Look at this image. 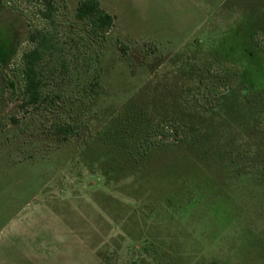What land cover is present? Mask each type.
Segmentation results:
<instances>
[{
    "label": "rangeland",
    "instance_id": "1",
    "mask_svg": "<svg viewBox=\"0 0 264 264\" xmlns=\"http://www.w3.org/2000/svg\"><path fill=\"white\" fill-rule=\"evenodd\" d=\"M54 1L71 59L79 0ZM35 2L0 0V264H130L147 237L176 264L202 254L264 264V0H98L114 21L94 76L116 113L84 121L86 109L68 104L77 135L64 142L48 133L52 114L19 109L26 36L48 27ZM38 71L46 91L77 74L50 58ZM171 115L206 141L203 153L198 143L143 161L142 134ZM197 175L207 188L184 199L178 178Z\"/></svg>",
    "mask_w": 264,
    "mask_h": 264
},
{
    "label": "trees",
    "instance_id": "2",
    "mask_svg": "<svg viewBox=\"0 0 264 264\" xmlns=\"http://www.w3.org/2000/svg\"><path fill=\"white\" fill-rule=\"evenodd\" d=\"M35 3L37 15L48 27L35 30L34 32L29 31L26 36L31 49L21 54L19 76L22 86L20 87L19 95L22 102L19 105V109L24 110L25 108L30 109L34 107L35 110L39 109L40 113L52 114L57 121L51 124V130H48V133L55 136L59 142H64L77 135L75 125L64 120V114L68 112V108H66L68 104L77 102V105L86 109L82 116L84 121L88 119L86 118L88 115L90 117L96 115L95 119L100 117V121H103L116 113L114 107L105 105L108 97L103 90L101 73L98 72L94 76L96 67V62L94 61L99 62L102 57V43L105 41V36L111 30L114 19L101 8L98 0H79L74 6L71 18L79 26H83V33L78 34L77 39H73L77 43L75 46L76 54L69 59L66 57L70 53L64 54L66 48L55 37V18L60 8L59 4L54 0H36ZM69 39L67 37L66 41ZM80 47L84 48L81 49ZM125 51V47L120 49L121 54L127 56ZM226 55L228 57V53ZM80 57H82L81 64H79ZM48 58L60 61V67L65 75L70 72L69 68L77 73L67 75V84H64L65 86H62L60 89L46 91L42 85V77L39 75L38 68ZM146 75L144 74L143 77H148ZM8 84L12 90L9 100H12L15 96V85L13 82ZM209 93L214 96L219 94L212 89H206L202 92L201 96L207 98L210 95ZM114 105L120 107L121 104L114 103ZM62 112L64 114H61ZM71 115L73 114L67 117L70 118L72 117ZM12 121L13 125L19 127L20 121L18 119L14 118ZM166 121H168L166 124L158 123L156 126L148 128L142 134L138 146L141 149L140 158L143 161L149 162L160 151H170L171 149L179 151L180 148L183 149L186 146L192 147L198 143L197 149L203 153L206 141L195 137V131H193V128L188 127L184 118H179L177 121L171 115V122L169 120ZM23 133L24 131L20 129L15 134L22 136ZM170 135L173 138L168 140L167 137ZM31 158H25V161H30L28 159ZM42 160L43 158L39 157L38 161ZM32 161L33 159L30 162ZM178 180H180V186L184 185V188L187 189V192L181 195L184 199H189V197L192 199L194 195H201V190L207 188L206 179L201 175L191 178H178ZM261 212L264 213V202L261 205ZM142 248L145 252L141 251L140 256L132 260L130 264H176L177 261L175 260L182 259V257L169 252L163 247V244L157 238H145L142 242ZM158 248L159 250L157 251ZM148 251H150L149 254H147ZM205 257L202 254L197 257L195 262H188L187 264H226L222 263L219 259L207 263Z\"/></svg>",
    "mask_w": 264,
    "mask_h": 264
}]
</instances>
